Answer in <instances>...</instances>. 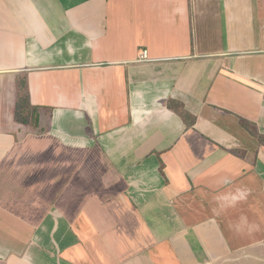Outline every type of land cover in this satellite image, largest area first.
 Returning a JSON list of instances; mask_svg holds the SVG:
<instances>
[{
    "label": "crops",
    "instance_id": "1",
    "mask_svg": "<svg viewBox=\"0 0 264 264\" xmlns=\"http://www.w3.org/2000/svg\"><path fill=\"white\" fill-rule=\"evenodd\" d=\"M262 137L264 0H0V264H264Z\"/></svg>",
    "mask_w": 264,
    "mask_h": 264
},
{
    "label": "trees",
    "instance_id": "2",
    "mask_svg": "<svg viewBox=\"0 0 264 264\" xmlns=\"http://www.w3.org/2000/svg\"><path fill=\"white\" fill-rule=\"evenodd\" d=\"M20 86V84H19ZM16 118L20 122L23 123H32L33 125H37L38 122V114L35 107L31 106L27 99V94L25 91L18 90L17 95V108H16ZM264 142V137L261 138Z\"/></svg>",
    "mask_w": 264,
    "mask_h": 264
},
{
    "label": "built area",
    "instance_id": "3",
    "mask_svg": "<svg viewBox=\"0 0 264 264\" xmlns=\"http://www.w3.org/2000/svg\"><path fill=\"white\" fill-rule=\"evenodd\" d=\"M137 60L140 61V62L151 60L150 57L148 56L147 50H142L140 52Z\"/></svg>",
    "mask_w": 264,
    "mask_h": 264
}]
</instances>
